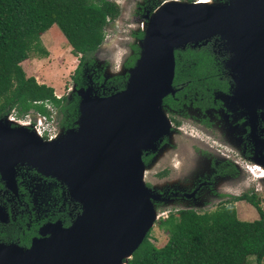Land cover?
<instances>
[{"label":"water","instance_id":"1","mask_svg":"<svg viewBox=\"0 0 264 264\" xmlns=\"http://www.w3.org/2000/svg\"><path fill=\"white\" fill-rule=\"evenodd\" d=\"M183 2L164 1L147 18L121 90L106 96L76 90L74 127L44 140L9 115L0 117V155L55 178L81 208L68 227L28 248L0 243V264H115L131 255L156 218L151 190L141 182V154L169 133L161 100L173 90L174 50L217 36L231 52L224 67L233 79L247 75L246 90L258 85L264 92L258 70L264 67V0ZM233 59L239 63L228 65ZM2 171L10 176L0 164Z\"/></svg>","mask_w":264,"mask_h":264},{"label":"trees","instance_id":"2","mask_svg":"<svg viewBox=\"0 0 264 264\" xmlns=\"http://www.w3.org/2000/svg\"><path fill=\"white\" fill-rule=\"evenodd\" d=\"M118 15L119 7L112 0H0V117H22L32 111L48 118L49 105L60 114L58 124L69 128L77 117V97H57L51 86L26 76L20 62L30 52L46 54L39 36L56 25L70 53L78 56L70 78L79 86L83 63L91 62L102 43L104 27ZM131 49L125 67L132 66L138 56L137 47L131 45ZM174 62L173 83L184 79L200 82L213 70L205 49L177 50ZM126 77L125 73L116 74L106 81L118 91ZM203 81L215 82L210 77ZM222 83L217 81L216 87L222 88ZM236 200L253 206L257 218L238 219L231 202L201 212L176 209L158 220L167 232L164 244L157 247L151 243L148 229L124 264H249V256L260 264L264 256V208L253 192L244 191L233 197Z\"/></svg>","mask_w":264,"mask_h":264},{"label":"flooded vegetation","instance_id":"3","mask_svg":"<svg viewBox=\"0 0 264 264\" xmlns=\"http://www.w3.org/2000/svg\"><path fill=\"white\" fill-rule=\"evenodd\" d=\"M210 1L223 2L225 0ZM139 4L142 5L144 2ZM157 6L155 5L144 12L140 20L127 24L128 26H134L131 32L136 34L137 41L142 37L143 27L147 18ZM138 33H140V36H137ZM210 38L199 44L187 43L182 49L174 50L173 55L175 58L177 50L205 49L206 53L212 58L213 70L209 75L200 78L202 81L195 83L190 82L188 79L173 83L172 78L171 85L173 90L163 96L161 100L162 110L169 122V133L155 142L154 150L141 154V160L147 171L146 174L148 172L153 174L155 179L151 183V193L155 194L157 198L165 196L163 198L165 202L170 200L173 203L174 199L178 197L194 200L201 190H205L208 196L216 199L220 196L233 199L234 196L226 195L229 192L224 189V186H221L226 184L222 178L223 171L247 168L246 160L253 156L258 158L260 162L249 164L251 166L250 172L253 173L254 167L261 168L262 174L260 173V178L264 177V92L258 85L255 86L254 91L246 90L247 86L245 89L243 87L239 90L236 78L234 80L232 75L220 73V54L215 48L217 45ZM137 49L139 50L138 47ZM124 62L122 63L123 66ZM94 66L97 67L96 65ZM89 70L90 67L83 63L81 77H84L85 82L91 79L90 73L88 74ZM120 72L119 69L112 74L103 69L101 77H98L99 81L103 80L105 82L113 75L122 74ZM209 77L214 79L215 82L203 81L204 78ZM217 81L223 82L222 88L216 87L215 83ZM73 84L74 87H78L74 82ZM164 99L165 102L163 101ZM183 124L197 128V131L204 133L212 142L214 140L217 141V145L223 148L227 146V151H231L237 158H230L228 153H224L218 148L210 150L209 148L213 147L211 144L198 139V137H193L187 131H183ZM25 126L33 129L28 125ZM66 129L68 128L64 129L61 126L55 129L53 133L46 132L44 135L39 136L44 140L53 139ZM185 133L188 134L186 138L191 140L195 138L197 141L195 146H193V141H191L189 146L191 151L189 153L190 159L186 155L184 156L188 163L191 162L190 166L187 165L190 170L198 171L195 166L194 156L201 154L204 149H206L207 153L211 152L207 166L212 167L210 168L212 170L207 174L206 180L197 178L188 183L182 181V178L188 173L185 172V169L182 171L186 163L179 167L173 162V156L177 153L175 150L177 141L174 135L186 136ZM48 135L49 138H47ZM220 138L222 139L221 142H219ZM236 139H239L237 141L241 148L236 146ZM216 155L220 158V161H217ZM213 156L215 159L212 163L211 158ZM143 157H146V159L143 160ZM163 159H168V162L158 168L160 166L159 160ZM210 162L213 166L210 165ZM219 162L222 163L220 164ZM0 164L6 169H11L10 176L8 173L0 172V243L5 245L12 244L25 249L31 246L35 240L46 239L53 233L58 232L59 228L68 227L75 219L77 201L69 196L70 194L67 193L64 185L55 178L45 176L29 166L25 161L20 162L18 159H12L7 154L1 153ZM218 164L220 165L218 166ZM155 167L158 168L157 171L154 170ZM218 170L222 172H218ZM232 174L233 172L227 176H232ZM225 180L227 184L232 183L230 179ZM169 190H172L173 193L166 195L165 192ZM229 202L232 201H227V203ZM184 207L179 209H193L190 206ZM78 209H81L80 206H78ZM79 210L77 212H80Z\"/></svg>","mask_w":264,"mask_h":264},{"label":"rangeland","instance_id":"4","mask_svg":"<svg viewBox=\"0 0 264 264\" xmlns=\"http://www.w3.org/2000/svg\"><path fill=\"white\" fill-rule=\"evenodd\" d=\"M119 7V15L112 21L108 22V24L104 27V37L102 43L99 45L98 49L95 51L92 56L91 62L88 64L90 70L88 74L91 76V79L85 82L84 77L80 81L78 87H74L73 82L71 81V74L77 64L78 56H74L70 53V46L67 41L59 31L56 25H51L45 31H43L39 36V41L43 49L46 50L45 55H40L37 52H30L25 60L20 63L21 68L26 76H32L36 82L38 83H52L51 87L53 89V93H56L59 97L61 95L66 96L67 98L77 97V105L79 101V96L76 94V90L82 88L85 90L86 88L90 89V92L93 95L106 96L111 93L116 92V89L112 86H109V81H97L98 77H101V72L103 69H106L108 73H116L120 69V73H126L127 68L123 66V62L126 61L127 57L131 55L132 49L131 45L137 46L138 41L136 40V34L131 32L134 26H128L127 24L132 23L136 20H140L143 16L142 14L149 10V8L160 5L164 1L167 0H112ZM140 2H144V4L140 5ZM147 6V7H143ZM139 7V8H138ZM217 45L215 48L218 50L220 62H219V71L230 74V71L224 68V62L231 56L230 50L227 48L223 40L218 38L217 36H213L210 38ZM198 42L197 44H199ZM138 47V46H137ZM226 59V60H225ZM223 61V62H222ZM96 65L97 67H95ZM122 65V66H121ZM127 75V73H126ZM69 87L71 90H68ZM55 91V92H54ZM68 93V94H66ZM46 108L49 110V117L45 120H42L41 125L38 126L40 130H44V133L50 132L53 133L55 129L61 127L59 122L60 114L58 110L46 105ZM38 114L29 111V117L35 123ZM74 122L69 127H74ZM183 131H187L193 135V137H198L205 141L208 144H211L213 147L209 148L213 150L214 148L220 149V151L224 153H228L230 158H237L231 151H227L228 147L223 148L220 145H217V141H211V139L205 136L204 133L197 131L195 128L183 124ZM64 128V127H63ZM65 129V128H64ZM186 136L174 135L175 140L177 141V145L175 150V156H173V162L177 164L179 167L183 165L185 166L182 171L185 169L187 175L182 178V181H186V183L193 181V179H201L206 180L207 174L212 170L207 166L208 157L211 156V152L207 153L206 149L202 151L201 154H197L195 157V166L198 171L190 170L187 165H191V162L188 163L187 159H184L186 155L187 158L190 159L189 153L191 141L194 142L193 146L197 141L195 138L191 140L188 137V134L185 133ZM164 135H161L163 137ZM221 138L219 142H221ZM239 139H236V146L241 148V145L238 143ZM240 150V149H239ZM151 150L147 149L143 151L144 153H149ZM142 152V153H143ZM215 154V153H214ZM172 156V155H171ZM189 156V157H188ZM217 156V155H216ZM212 159H215L214 156ZM217 161H220V158L217 156ZM168 159L159 160L158 168L166 165ZM247 168H243L242 170H224L222 174L223 182L226 183L224 189L229 192L226 194L228 196H237L243 191L253 192L257 195L260 200V206L264 208V177L260 178V173L262 174V169L260 168V172L253 171L250 172L249 164H256L260 162V160L256 157H252L249 160H246ZM210 162V165H212ZM220 164L222 162H219ZM218 164V166L220 165ZM213 166V165H212ZM249 166V168H248ZM157 167L154 168L155 171L158 170ZM187 168V169H186ZM223 170V169H222ZM172 171V169H171ZM173 172V171H172ZM218 172H222L218 170ZM233 172L232 176H227ZM225 173V175H224ZM194 176V177H193ZM160 178V176H158ZM225 179H230L231 184H227ZM153 174L147 173L146 178L144 180L145 186L148 187L151 191V183L154 181ZM166 195L173 193L172 190L165 192ZM162 195V194H161ZM165 198V196H163ZM162 196L155 197V194L150 196V201L153 206L154 211L156 212V218L151 222L149 227V241L160 247L164 244L167 238V232L163 228L160 227L158 220L161 217H165L169 214H174L176 209L183 208L184 206H190L198 212L205 210H212L218 204H228L227 201L231 200V204L235 208L236 217L240 220H252L257 218V213L253 206L247 203L244 200H236L230 199V197H222L220 196L218 199L212 196H208L205 190H201L198 194L197 198L190 199H182L181 197L175 198L174 204L170 202V200L163 199ZM230 203V202H229ZM78 206H80L79 202H76V216L80 213L77 212ZM185 208V207H184ZM80 211V210H79ZM249 264H255L252 256L248 258ZM124 264V259L122 263ZM260 264H264V256Z\"/></svg>","mask_w":264,"mask_h":264},{"label":"bare ground","instance_id":"5","mask_svg":"<svg viewBox=\"0 0 264 264\" xmlns=\"http://www.w3.org/2000/svg\"><path fill=\"white\" fill-rule=\"evenodd\" d=\"M181 1H184V0H181ZM193 1H195L194 3H204V4H209L210 2H209V0H193ZM246 0H230V2H240V5L242 6V5H244L246 2H245ZM186 3H188V1H185V2H183V4H186ZM229 3V2H228ZM223 7H232V6H230V5H222ZM159 10V9H158ZM157 10V11H158ZM156 11V12H157ZM156 12L154 13V14H152L151 15V18L150 19H152V17L156 14ZM145 28V26L143 27V29ZM223 37L226 39V41H228V42H230V43H232V44H234V45H236V46H238V47H242L243 48V45H241V44H239V43H237V42H235V41H233V40H231L229 37H227V36H225V35H223ZM239 63V60L238 59H233L228 65H230V66H233V65H237ZM259 71H262L263 73H264V67H260L259 69H258ZM236 82H237V87H239V90L241 89V88H243L244 87V89H245V87L248 85V83H249V79H248V77H247V75H244V76H242V77H236ZM264 101V100H263ZM162 112V115H163V118L164 119H167L166 118V115H165V113L163 112V111H161ZM83 117H84V115H82L81 116V119L79 120L80 122H83ZM16 122V121H15ZM17 124H19L18 122H16ZM21 125H26V124H21ZM169 136V135H168ZM65 139H67V138H64V139H62V140H65ZM254 170L253 171H256V172H260V169H258V168H256V167H254L253 168ZM146 169H145V166H143V168H142V174H141V182L143 183V185L145 186V184H144V180H145V177H146ZM261 175V174H260ZM261 177V176H260ZM72 194H73V196L74 197H76L77 198V191L76 190H73L72 189ZM155 211H154V209H153V213H154ZM155 215H156V212H155ZM153 218H155V216L153 215ZM55 234H57V232H55V233H53L52 235H55ZM121 261H117L115 264H121L120 263Z\"/></svg>","mask_w":264,"mask_h":264},{"label":"built area","instance_id":"6","mask_svg":"<svg viewBox=\"0 0 264 264\" xmlns=\"http://www.w3.org/2000/svg\"><path fill=\"white\" fill-rule=\"evenodd\" d=\"M193 1V0H191ZM10 119L15 120L16 122H18L19 124H26L30 127H32L35 130V133L38 135H44V130H40L38 128L39 125H41L42 120H45L46 117L43 115H39L37 116L35 123L33 122V120L31 119V117H29V112L26 113L24 116L22 117H16L14 114H10L8 116ZM46 136V135H45ZM47 138H49V135L47 136ZM249 168V166H248Z\"/></svg>","mask_w":264,"mask_h":264},{"label":"crops","instance_id":"7","mask_svg":"<svg viewBox=\"0 0 264 264\" xmlns=\"http://www.w3.org/2000/svg\"><path fill=\"white\" fill-rule=\"evenodd\" d=\"M25 60V59H24ZM20 63H22V61L20 62ZM44 84H46V85H49V86H51L52 85V83H49V82H47V83H44ZM55 92V91H54ZM56 96H58L56 93H54Z\"/></svg>","mask_w":264,"mask_h":264}]
</instances>
